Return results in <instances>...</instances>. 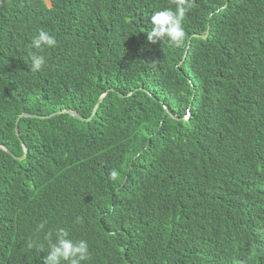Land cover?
<instances>
[{
    "label": "trees",
    "instance_id": "trees-1",
    "mask_svg": "<svg viewBox=\"0 0 264 264\" xmlns=\"http://www.w3.org/2000/svg\"><path fill=\"white\" fill-rule=\"evenodd\" d=\"M169 7L0 0V264L44 220L86 264H264V0H194L181 47L147 40Z\"/></svg>",
    "mask_w": 264,
    "mask_h": 264
},
{
    "label": "clouds",
    "instance_id": "clouds-1",
    "mask_svg": "<svg viewBox=\"0 0 264 264\" xmlns=\"http://www.w3.org/2000/svg\"><path fill=\"white\" fill-rule=\"evenodd\" d=\"M174 7L162 8L155 11L150 18L151 29L147 31V40L150 43L167 41L172 47H181L185 40L184 21L186 14L193 8L194 0H173ZM222 9H217L221 11ZM56 38L47 31L40 30L32 39L31 46L35 49L54 48ZM31 70L39 72L45 66L46 59L43 55L33 54L30 57ZM189 114V112H188ZM119 171L112 170L109 179L118 181ZM48 221L44 220L35 227L38 236L42 234L40 243L30 241L29 249L46 251L43 264H86L90 261L91 253L89 244L84 239H73L64 227L56 229L47 228Z\"/></svg>",
    "mask_w": 264,
    "mask_h": 264
},
{
    "label": "water",
    "instance_id": "water-1",
    "mask_svg": "<svg viewBox=\"0 0 264 264\" xmlns=\"http://www.w3.org/2000/svg\"><path fill=\"white\" fill-rule=\"evenodd\" d=\"M204 37H207V35H205ZM189 44H190V42H189ZM96 111V110H95ZM95 111H94V113H93V115L95 114ZM65 112H69L71 115H73V116H75V117H80L78 114H76L75 112H72V111H65ZM92 115V116H93ZM22 117V116H21Z\"/></svg>",
    "mask_w": 264,
    "mask_h": 264
}]
</instances>
